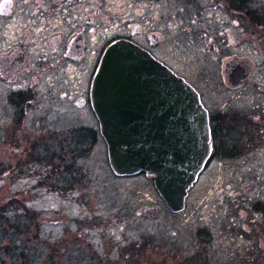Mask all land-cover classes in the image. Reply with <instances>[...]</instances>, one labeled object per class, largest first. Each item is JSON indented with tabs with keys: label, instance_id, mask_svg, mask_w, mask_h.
Wrapping results in <instances>:
<instances>
[{
	"label": "rangeland",
	"instance_id": "rangeland-1",
	"mask_svg": "<svg viewBox=\"0 0 264 264\" xmlns=\"http://www.w3.org/2000/svg\"><path fill=\"white\" fill-rule=\"evenodd\" d=\"M95 1L106 39L132 25L160 31L153 52L222 124L217 152L173 213L145 174L114 175L105 140L87 131L98 129L90 110L72 105L68 123L52 127L59 135L33 142L32 121L21 128L0 80V225L1 204L19 214L16 264H264V0ZM228 63L249 70L241 87L229 83ZM56 144L67 145L65 160L45 152Z\"/></svg>",
	"mask_w": 264,
	"mask_h": 264
},
{
	"label": "water",
	"instance_id": "water-1",
	"mask_svg": "<svg viewBox=\"0 0 264 264\" xmlns=\"http://www.w3.org/2000/svg\"><path fill=\"white\" fill-rule=\"evenodd\" d=\"M247 69L230 82L240 86ZM92 107L117 177L144 173L173 213L214 154L210 113L200 93L150 52L127 40L105 51L92 82Z\"/></svg>",
	"mask_w": 264,
	"mask_h": 264
},
{
	"label": "flooded vegetation",
	"instance_id": "flooded-vegetation-1",
	"mask_svg": "<svg viewBox=\"0 0 264 264\" xmlns=\"http://www.w3.org/2000/svg\"><path fill=\"white\" fill-rule=\"evenodd\" d=\"M240 7H243L241 3ZM102 23V9L95 0H0V80L7 89V98L14 96L15 106L23 118L21 128L28 119L32 121L33 142L38 138L49 139L51 133L59 135L52 127L68 123L72 105L94 114L98 129L93 126L87 131H92L91 137L99 133L103 139L92 108L91 85L106 48L114 41L133 42L161 60L152 50L162 42L160 31L142 32L140 25H132L131 32L106 39L108 29L105 32ZM84 63H88L84 74L74 73L75 65ZM227 65L225 71L230 75L234 64ZM205 106L210 112L214 158L215 133L221 130L222 124ZM62 110L67 113L63 114ZM64 131V140L68 141L65 128ZM52 147L60 150L57 154L63 152L66 159L67 145L49 146L45 152L50 153ZM37 153L28 149L26 155ZM57 154L53 156L58 157ZM20 168L22 178L29 177L23 174V163Z\"/></svg>",
	"mask_w": 264,
	"mask_h": 264
},
{
	"label": "trees",
	"instance_id": "trees-1",
	"mask_svg": "<svg viewBox=\"0 0 264 264\" xmlns=\"http://www.w3.org/2000/svg\"><path fill=\"white\" fill-rule=\"evenodd\" d=\"M1 205V210L4 211L5 222L0 225V263H6V260L9 258L11 262L16 264L19 261L17 252L20 248L16 237L24 229L22 228L19 214L8 215V212L13 209H8L9 207ZM11 221H14V225H11V228H9L6 226V223Z\"/></svg>",
	"mask_w": 264,
	"mask_h": 264
},
{
	"label": "snow or ice",
	"instance_id": "snow-or-ice-1",
	"mask_svg": "<svg viewBox=\"0 0 264 264\" xmlns=\"http://www.w3.org/2000/svg\"><path fill=\"white\" fill-rule=\"evenodd\" d=\"M194 23V22H193Z\"/></svg>",
	"mask_w": 264,
	"mask_h": 264
}]
</instances>
